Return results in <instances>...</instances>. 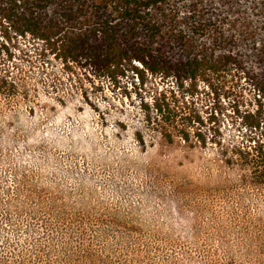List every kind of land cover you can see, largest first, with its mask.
I'll return each mask as SVG.
<instances>
[{"label": "rangeland", "instance_id": "obj_1", "mask_svg": "<svg viewBox=\"0 0 264 264\" xmlns=\"http://www.w3.org/2000/svg\"><path fill=\"white\" fill-rule=\"evenodd\" d=\"M6 47L0 264H264V186L223 164L220 146L143 128L140 96L173 88V78L149 77L143 93L128 75L66 69L31 36ZM189 101L202 117L222 108V147L257 140L202 86Z\"/></svg>", "mask_w": 264, "mask_h": 264}, {"label": "trees", "instance_id": "obj_2", "mask_svg": "<svg viewBox=\"0 0 264 264\" xmlns=\"http://www.w3.org/2000/svg\"><path fill=\"white\" fill-rule=\"evenodd\" d=\"M241 1L0 0V55L16 37L31 36L66 69L89 68L113 82L128 75L143 93L149 77L173 78V88L140 96L143 128L165 142L176 129L189 147L220 146L223 164L263 187L264 0ZM199 86L212 102H227L233 120L257 140L222 147V108L202 117L189 101ZM143 135L135 134L140 145Z\"/></svg>", "mask_w": 264, "mask_h": 264}]
</instances>
